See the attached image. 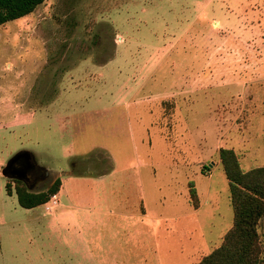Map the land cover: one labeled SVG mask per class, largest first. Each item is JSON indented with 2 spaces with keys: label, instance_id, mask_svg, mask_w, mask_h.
<instances>
[{
  "label": "rangeland",
  "instance_id": "obj_1",
  "mask_svg": "<svg viewBox=\"0 0 264 264\" xmlns=\"http://www.w3.org/2000/svg\"><path fill=\"white\" fill-rule=\"evenodd\" d=\"M222 148L264 167V0H46L0 27V264H199L234 221ZM26 152V188L81 208L19 205Z\"/></svg>",
  "mask_w": 264,
  "mask_h": 264
},
{
  "label": "trees",
  "instance_id": "obj_2",
  "mask_svg": "<svg viewBox=\"0 0 264 264\" xmlns=\"http://www.w3.org/2000/svg\"><path fill=\"white\" fill-rule=\"evenodd\" d=\"M46 0H0V27L29 16ZM220 157L229 180L231 203L234 210L232 228L225 234L220 247L202 258L199 264H264V167L245 172L233 149L222 148ZM62 180L43 192H32L16 180L18 203L25 209H34L48 203L60 191ZM12 194L11 185H7ZM193 207L200 208V196L194 185L190 189Z\"/></svg>",
  "mask_w": 264,
  "mask_h": 264
},
{
  "label": "flooded vegetation",
  "instance_id": "obj_3",
  "mask_svg": "<svg viewBox=\"0 0 264 264\" xmlns=\"http://www.w3.org/2000/svg\"><path fill=\"white\" fill-rule=\"evenodd\" d=\"M13 168L23 174L25 182L29 187L37 185L47 175L44 169L36 165L33 158L21 157L14 163Z\"/></svg>",
  "mask_w": 264,
  "mask_h": 264
},
{
  "label": "water",
  "instance_id": "obj_4",
  "mask_svg": "<svg viewBox=\"0 0 264 264\" xmlns=\"http://www.w3.org/2000/svg\"><path fill=\"white\" fill-rule=\"evenodd\" d=\"M21 157H27V158H33L30 153H21L17 155L2 171L3 175L9 179H16V180H23L25 181V178L23 177V174L20 171H17L13 168L14 163L20 159Z\"/></svg>",
  "mask_w": 264,
  "mask_h": 264
},
{
  "label": "crops",
  "instance_id": "obj_5",
  "mask_svg": "<svg viewBox=\"0 0 264 264\" xmlns=\"http://www.w3.org/2000/svg\"><path fill=\"white\" fill-rule=\"evenodd\" d=\"M18 107H19V108H22V107H25V106H24L23 104L20 103V105H19ZM34 107H35V105H34ZM30 110H31V109H29V111H30ZM33 110H34V109H33ZM24 117L26 118L27 115H25L23 112L18 113L17 116H16V118H15V122H14V123H19V122H21V121L23 120ZM25 118H24V119H25ZM69 201H70V202H68L69 204H65V205H62V204H61L62 202L59 201L58 206L61 205V206H62L61 208H63V209H66V208H68V209H73V207H74V208H77V207H78V206H75L74 203H73L71 200H69ZM201 206H202V204H201ZM56 207H57V206H56ZM78 208H81V207L79 206ZM82 209H83V208H82ZM54 212H55V209H54ZM54 212H53V213H54ZM62 212H63V211H61V213H62ZM53 213H52V214H53ZM65 215L67 216V213H65ZM71 217L74 218V219H77L76 216L73 215V213L71 214ZM65 219H66V217H63V218H62V221L65 220ZM82 219H83V218H79L78 220L80 221V220H82ZM55 220H60V219L55 218ZM84 220H85V219H84Z\"/></svg>",
  "mask_w": 264,
  "mask_h": 264
},
{
  "label": "built area",
  "instance_id": "obj_6",
  "mask_svg": "<svg viewBox=\"0 0 264 264\" xmlns=\"http://www.w3.org/2000/svg\"><path fill=\"white\" fill-rule=\"evenodd\" d=\"M59 200L57 199V195L52 196L51 200L44 205L47 213H53L56 206H58Z\"/></svg>",
  "mask_w": 264,
  "mask_h": 264
}]
</instances>
